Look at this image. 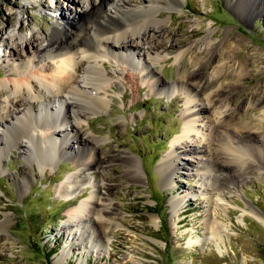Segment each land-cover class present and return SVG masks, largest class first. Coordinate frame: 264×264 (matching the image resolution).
<instances>
[{
  "label": "rangeland",
  "instance_id": "374dc122",
  "mask_svg": "<svg viewBox=\"0 0 264 264\" xmlns=\"http://www.w3.org/2000/svg\"><path fill=\"white\" fill-rule=\"evenodd\" d=\"M78 1L0 0V35L10 37L21 31L28 38L46 36L57 24L62 29L64 19H57L60 13L62 18L73 13L76 21L85 18ZM135 1L131 6L147 4L146 0ZM180 2L181 8H162L157 14L166 24L154 37L156 41L170 46L172 33L184 41L173 50L160 49L164 59L152 66L166 88L149 90L141 77V65L105 59L104 69L113 88L106 107L83 109L78 135L84 144L72 138L71 152L53 158L48 156L53 149L50 141L45 156L37 146L30 147L32 156H22L25 138L8 148L0 169V221L6 214L10 218L0 227V264H264V224L257 217H264V0ZM51 6L60 13L49 10ZM12 41L0 47V80H15V66L20 59L27 61L21 40L15 36ZM11 51L17 53L15 62L9 60ZM180 52L184 53L177 58ZM242 59L246 66L241 65ZM223 64L227 77L217 76ZM195 72H199L203 100L214 91L233 90L228 101L235 117L229 124L238 134L249 132L252 145L258 146L257 156L251 152L229 156L237 171L231 174L233 181L227 174L218 175L215 182L212 175L202 179L195 157L205 162L203 155H181L179 163H192L187 177L174 174V182L168 183L161 173L163 157L176 146L183 147L180 143L190 142L182 138L188 128L187 94L171 84ZM130 75L135 77L133 82ZM135 85L143 89L135 93ZM220 121L218 111L208 118L200 116L197 127L201 133L189 144L202 145L212 125ZM61 127L70 131L67 124ZM74 151H80L79 158ZM125 156L138 160L142 181L129 174L122 160ZM72 174L82 191L73 200H65L56 190ZM95 183L98 191L105 184L110 186L103 194L115 207L116 223L110 224L112 231L104 242L86 222L81 227L93 234L94 244L101 240L102 249L93 248L79 234L78 221L67 213L88 199ZM183 196L187 200L182 209L174 210L171 202ZM208 217L225 225L220 240L209 239ZM196 238L199 242L191 245Z\"/></svg>",
  "mask_w": 264,
  "mask_h": 264
},
{
  "label": "bare ground",
  "instance_id": "6f19581e",
  "mask_svg": "<svg viewBox=\"0 0 264 264\" xmlns=\"http://www.w3.org/2000/svg\"><path fill=\"white\" fill-rule=\"evenodd\" d=\"M135 2V0H79L80 12L85 15V18L80 17L79 21H76L73 13L62 18L63 13L58 9L53 10L51 6L48 7L49 10L60 13L57 19H64L62 29L58 24L55 25L46 36L42 35L38 38L40 41L35 34L28 38L22 35L21 31L13 32L10 37L0 35V47H8L7 41L14 44L12 38L18 37L25 46L22 52H26L27 58V61L20 59V63L15 66L13 71L18 74L15 80H0V127L4 129L0 133V169L8 148L13 142L15 145H20L22 138L26 139L22 146L24 157L32 156L30 147L36 146L42 156L47 155L49 147H46V144L49 141L53 149L48 156L52 158L59 154L62 156V153H70L68 148L72 138L80 139L79 143L84 144V139L78 135L83 109L96 111L106 107L109 104V90L113 88L104 69L105 59H114L116 63L141 65L143 72L141 77L146 81L149 90L166 88L152 66L164 59L158 53L160 49L173 50L184 41L178 40L175 33L170 35L174 39V43L170 46L156 41L154 37L163 32L166 24L165 20L158 19L157 14L162 8L172 10L181 8L182 4L180 0H146L145 6H131ZM68 25L74 26L72 30L67 29ZM12 52H9L8 57L15 62L14 57L17 53ZM183 53L180 52L177 58ZM222 54L223 52H220L219 56L221 57ZM242 63V66H246L243 59ZM225 69L224 64L219 65L217 76L227 77ZM198 73L180 76L171 84L173 89L183 90L187 94V104L190 105L185 116L188 128L183 130L182 138L185 137L191 142L199 136L201 128L197 127V122L202 115L208 118L209 113L218 111L221 121L220 124L215 122L212 125L213 129L202 145H193L186 141L180 143L183 147L176 146L173 153L163 157L160 170L168 183L174 182V174H184L183 177L190 174L188 167L192 163H179L178 160H182L183 157L181 155L206 156L205 162L195 157L198 165L196 166L203 172L202 179L206 177L209 179L212 175L214 182L218 175L237 174L229 163V156L238 158V155L244 156L247 152L257 156L258 146L255 148L252 145L253 136L249 132L238 134L239 132L236 133L237 130L234 132L229 124L235 117L234 108H231L228 101L230 96L232 97L233 90H228L225 94L217 90L203 100L197 81ZM128 79L133 82L135 77L130 75ZM255 84L256 88H259L260 82ZM132 88L135 93L143 89L141 85ZM63 124L69 125L70 131L63 129L61 127ZM178 141L179 139L175 140L176 143ZM260 149L263 152V148ZM79 152L74 151V157L79 158L81 155ZM91 157L95 159L94 152ZM122 160L128 164L129 174L136 177L137 181H142L138 160L134 156H125ZM87 165L92 166V164ZM82 171H85L84 167ZM205 173L208 175L206 176ZM230 176L233 181V176ZM74 179L73 174L67 176L56 190L65 200H73L82 191ZM93 186V192L88 199L81 202L78 207L69 208L67 213L70 219L78 221L76 229L79 234L86 237L93 248H101V240H96L99 245L94 244L93 234L91 236L86 234L81 226L84 222L89 224V229L96 231L104 242L112 231L110 224L116 223L113 217L116 211L112 202L109 203L108 198L103 194L109 192L110 186L102 184L103 191L101 189L98 191L96 183ZM186 200V196L176 198L171 202L172 208L179 211ZM257 217L264 224V217ZM9 218L10 215L6 214L5 219L0 221V227L5 225ZM88 220L92 221L91 226ZM222 228H225V225L216 218H207L206 229L209 239L220 240ZM73 238L75 237L72 236L71 239ZM198 242L196 238L190 244Z\"/></svg>",
  "mask_w": 264,
  "mask_h": 264
}]
</instances>
